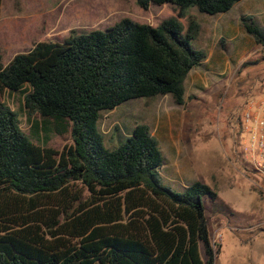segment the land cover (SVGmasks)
Returning a JSON list of instances; mask_svg holds the SVG:
<instances>
[{"label": "trees", "instance_id": "16d2710c", "mask_svg": "<svg viewBox=\"0 0 264 264\" xmlns=\"http://www.w3.org/2000/svg\"><path fill=\"white\" fill-rule=\"evenodd\" d=\"M237 1L134 0L141 9L170 3L174 14L155 25L122 17L103 29H70L5 64L0 56V91L20 92L28 114L67 120L70 136L59 151L36 144L0 102V264H213L201 198L214 201L216 191L200 180L165 185L146 124L109 148L97 121L133 98L168 94L181 105L186 75L205 57L191 44L200 23L184 9L214 15ZM238 21L264 49V24L251 14Z\"/></svg>", "mask_w": 264, "mask_h": 264}, {"label": "rangeland", "instance_id": "374dc122", "mask_svg": "<svg viewBox=\"0 0 264 264\" xmlns=\"http://www.w3.org/2000/svg\"><path fill=\"white\" fill-rule=\"evenodd\" d=\"M259 1L264 7V0ZM238 10L234 4L223 15L233 16ZM9 11L19 15L12 19V26L26 31L23 35L8 31L0 34L2 64L37 39L60 41L70 29H103L122 17L155 25L174 14L170 3L141 9L134 0H3V12ZM184 12L199 21L215 17L193 6ZM34 16L43 23L33 21ZM179 20L184 26L185 18ZM8 24L2 26L6 29ZM223 41L221 47L217 40L215 47H228ZM195 43V39L191 41L193 47ZM244 60L252 63L244 68L232 63L230 75L222 72L211 74V79L203 77L202 88H194L195 81L186 77L181 105L174 104L168 94L133 98L101 111L97 121L103 143L109 148L119 144L135 123L146 124L160 146L163 164L159 173L170 188L180 190L193 180L222 188L217 189L214 201L207 196L201 198L207 228L217 247L213 264H264V172L244 163L237 147L238 116L244 101L264 97V49L257 46ZM0 102L16 113L21 130L32 142L57 151L70 143L68 121L28 114L20 92L3 89Z\"/></svg>", "mask_w": 264, "mask_h": 264}, {"label": "crops", "instance_id": "0c3cea01", "mask_svg": "<svg viewBox=\"0 0 264 264\" xmlns=\"http://www.w3.org/2000/svg\"><path fill=\"white\" fill-rule=\"evenodd\" d=\"M235 4L239 7V10L237 14H234L233 16H224V12H222L214 14L215 17H204L200 21L198 20L200 23V31L195 39L196 43L194 48L203 49L205 51V57L198 66L191 68L186 75V77L191 76V79L195 81L193 85L194 88H202L205 84L202 81L203 77L211 79V74L217 75L222 72L228 75L232 74V63H234L235 67H237V65L240 64L242 60L250 54V52L256 51L257 46L253 44L251 37L243 31L238 21V17L240 14L259 16V13L264 16V7L260 4L259 0H239ZM36 15H39V13ZM6 17H8V19H6ZM16 18H19V15H13L11 11L8 13L3 12V0H0V34L5 33L4 31H8L12 34L16 33L18 35H23L26 31L24 28L21 26H16L14 28L12 26V19ZM36 20H38L37 23H43L39 16H34L33 21ZM260 21L264 23V17L263 19H260ZM5 23H9L6 25V29L2 26ZM33 31L35 32L39 30L33 29ZM219 37H223L225 42H228L227 44L229 46L217 49L215 44L217 43ZM237 38H239V40ZM40 40L44 39H37L36 41ZM202 67L203 71H199ZM209 186L216 191L217 195V189L222 191V188L218 186L217 188H214L212 185Z\"/></svg>", "mask_w": 264, "mask_h": 264}, {"label": "built area", "instance_id": "2783aa9c", "mask_svg": "<svg viewBox=\"0 0 264 264\" xmlns=\"http://www.w3.org/2000/svg\"><path fill=\"white\" fill-rule=\"evenodd\" d=\"M237 147L244 163L264 172V97L247 98L238 116Z\"/></svg>", "mask_w": 264, "mask_h": 264}]
</instances>
